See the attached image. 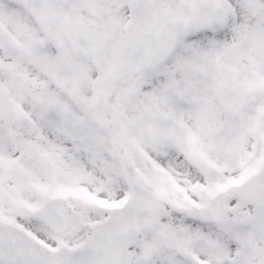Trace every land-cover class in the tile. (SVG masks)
Here are the masks:
<instances>
[{"label": "snow or ice", "instance_id": "1", "mask_svg": "<svg viewBox=\"0 0 264 264\" xmlns=\"http://www.w3.org/2000/svg\"><path fill=\"white\" fill-rule=\"evenodd\" d=\"M0 264H264V0H0Z\"/></svg>", "mask_w": 264, "mask_h": 264}]
</instances>
